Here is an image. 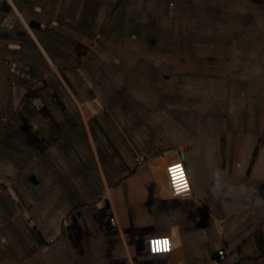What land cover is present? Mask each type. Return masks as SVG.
<instances>
[{"label":"crops","instance_id":"1","mask_svg":"<svg viewBox=\"0 0 264 264\" xmlns=\"http://www.w3.org/2000/svg\"><path fill=\"white\" fill-rule=\"evenodd\" d=\"M98 5L104 10L95 22H103L106 5ZM58 6L0 0V213L16 197L29 199L34 215L20 227L27 229L21 243L1 224L12 250L0 264H264V138L242 148L203 137L181 146L192 190L170 196L166 172L176 152L135 167L104 116H96L95 133L85 121L84 108L101 101L80 77L81 63L72 68L73 84L52 63L62 45L53 27ZM150 165L165 172L166 192ZM124 166L131 167L125 175ZM157 236L176 245L150 253L147 242Z\"/></svg>","mask_w":264,"mask_h":264},{"label":"rangeland","instance_id":"2","mask_svg":"<svg viewBox=\"0 0 264 264\" xmlns=\"http://www.w3.org/2000/svg\"><path fill=\"white\" fill-rule=\"evenodd\" d=\"M103 1V22H95L103 9L97 8L100 0H58L53 13L62 45L52 53V63L72 84V68L82 64L80 77L101 101L84 108L94 133L96 116H104L103 123L111 124L123 141V158L145 167L163 159L164 151L189 147L199 137L239 148L260 144L264 0ZM83 115L73 114L76 124H84ZM152 165L166 192L165 172ZM130 168L123 167L124 175ZM20 200L13 197L14 204L1 211L0 227L6 225L21 243L27 229L20 227L33 222L34 215L27 206L31 201ZM48 217H53L52 210ZM31 233L39 236L40 231ZM8 234L0 230V256L12 250L6 245Z\"/></svg>","mask_w":264,"mask_h":264},{"label":"built area","instance_id":"3","mask_svg":"<svg viewBox=\"0 0 264 264\" xmlns=\"http://www.w3.org/2000/svg\"><path fill=\"white\" fill-rule=\"evenodd\" d=\"M177 162V163H175ZM173 162V166L174 165H180L181 166V172L178 173L179 176H182L184 178V182H185V186L182 188V190L180 192H177L176 188L173 185V181H172V177L170 175L169 178H167L168 181V186H169V194L172 197H184V196H188L191 193V183L187 174V171L183 168L180 160L177 159V161ZM169 173V170L167 169V174ZM153 240H166L167 244L164 245L163 247L161 246H157L158 251L157 252H153L152 250V244L151 241ZM176 245L175 239L173 237H166V236H157V237H153L150 238L147 242V249L150 253H166L169 252L173 249V247ZM217 255L219 257L220 260H223L226 256L225 252L223 250H218L217 251Z\"/></svg>","mask_w":264,"mask_h":264},{"label":"snow or ice","instance_id":"4","mask_svg":"<svg viewBox=\"0 0 264 264\" xmlns=\"http://www.w3.org/2000/svg\"><path fill=\"white\" fill-rule=\"evenodd\" d=\"M181 172V166L180 165H174L169 169V173L172 177L173 185L176 188L177 192H180L182 188L185 186L184 178L182 176H179L178 173ZM160 241L153 240L151 241L152 244V250L153 252H157L158 249L156 247L157 244H159Z\"/></svg>","mask_w":264,"mask_h":264},{"label":"water","instance_id":"5","mask_svg":"<svg viewBox=\"0 0 264 264\" xmlns=\"http://www.w3.org/2000/svg\"><path fill=\"white\" fill-rule=\"evenodd\" d=\"M173 151H175V152L177 153V155H178V157H179V159H180V162H181L183 168H184L185 170H187V169H186V161H185V157H184V148H183V147H178V148H176V149L166 150V151H164V152L162 153V155H167V154H169V153H171V152H173Z\"/></svg>","mask_w":264,"mask_h":264},{"label":"clouds","instance_id":"6","mask_svg":"<svg viewBox=\"0 0 264 264\" xmlns=\"http://www.w3.org/2000/svg\"><path fill=\"white\" fill-rule=\"evenodd\" d=\"M157 241H160V243L157 244L156 247H157L158 245L161 246V247H163L164 245L167 244V241H166V240H157Z\"/></svg>","mask_w":264,"mask_h":264}]
</instances>
